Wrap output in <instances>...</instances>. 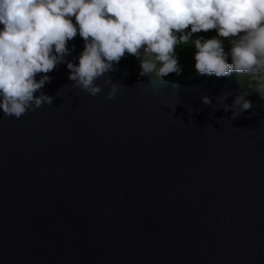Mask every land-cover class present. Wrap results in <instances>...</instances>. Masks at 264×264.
<instances>
[{
    "label": "water",
    "instance_id": "1",
    "mask_svg": "<svg viewBox=\"0 0 264 264\" xmlns=\"http://www.w3.org/2000/svg\"><path fill=\"white\" fill-rule=\"evenodd\" d=\"M116 69L112 99L62 63L52 104L0 110V264H264V99L236 73L164 83L128 53ZM241 83L253 108L233 119L217 98Z\"/></svg>",
    "mask_w": 264,
    "mask_h": 264
},
{
    "label": "clouds",
    "instance_id": "2",
    "mask_svg": "<svg viewBox=\"0 0 264 264\" xmlns=\"http://www.w3.org/2000/svg\"><path fill=\"white\" fill-rule=\"evenodd\" d=\"M210 30L217 34L194 36ZM77 34L85 45L75 63L66 58L75 51L68 44ZM189 44L199 74H246L264 99V0H0V110L18 119L52 104L41 89L62 63L74 85L92 96L102 91L97 81L105 77L112 85L108 99L115 97L118 84L106 74L126 53L140 59L141 75L154 73L166 83L164 76L183 68L177 47ZM37 74L44 75L37 80ZM231 95L225 91L217 100L233 119L253 108L243 83L226 104ZM202 101L212 104L207 95Z\"/></svg>",
    "mask_w": 264,
    "mask_h": 264
},
{
    "label": "trees",
    "instance_id": "3",
    "mask_svg": "<svg viewBox=\"0 0 264 264\" xmlns=\"http://www.w3.org/2000/svg\"><path fill=\"white\" fill-rule=\"evenodd\" d=\"M187 31V30H186ZM217 33L215 30H210L209 32L205 33V32H201L198 34H194V36H205V37H211V36H215ZM195 39V37L193 38ZM229 45H228V41H225V49L226 51L228 50ZM177 54L179 56L180 59V63L183 65L182 71L180 74H176V73H170L168 74L166 77H172L175 79H185L195 73H198L195 70V60H194V54H195V48L192 44L189 45H180L177 47L176 49ZM237 75H239L240 79L242 81H244L245 83H247L251 88H255V82L251 79L250 76L246 75V74H239L236 73Z\"/></svg>",
    "mask_w": 264,
    "mask_h": 264
}]
</instances>
